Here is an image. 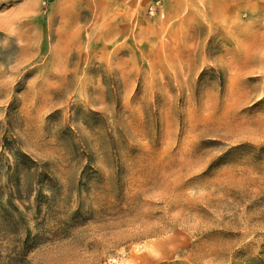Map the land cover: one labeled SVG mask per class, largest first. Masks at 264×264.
Instances as JSON below:
<instances>
[{"label": "rangeland", "instance_id": "rangeland-1", "mask_svg": "<svg viewBox=\"0 0 264 264\" xmlns=\"http://www.w3.org/2000/svg\"><path fill=\"white\" fill-rule=\"evenodd\" d=\"M0 264H264V0H0Z\"/></svg>", "mask_w": 264, "mask_h": 264}]
</instances>
